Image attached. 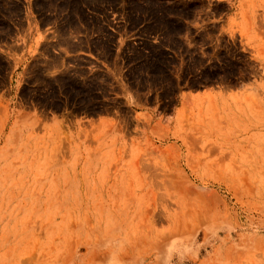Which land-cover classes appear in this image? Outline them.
<instances>
[{
	"label": "rangeland",
	"instance_id": "1",
	"mask_svg": "<svg viewBox=\"0 0 264 264\" xmlns=\"http://www.w3.org/2000/svg\"><path fill=\"white\" fill-rule=\"evenodd\" d=\"M0 264H264V0H0Z\"/></svg>",
	"mask_w": 264,
	"mask_h": 264
},
{
	"label": "crops",
	"instance_id": "2",
	"mask_svg": "<svg viewBox=\"0 0 264 264\" xmlns=\"http://www.w3.org/2000/svg\"><path fill=\"white\" fill-rule=\"evenodd\" d=\"M33 26H37L38 27V22L36 20H34V22L32 21ZM38 32H40L41 35H46L44 31H42L41 27L40 29L36 30V32L34 33V36L37 37Z\"/></svg>",
	"mask_w": 264,
	"mask_h": 264
},
{
	"label": "bare ground",
	"instance_id": "3",
	"mask_svg": "<svg viewBox=\"0 0 264 264\" xmlns=\"http://www.w3.org/2000/svg\"><path fill=\"white\" fill-rule=\"evenodd\" d=\"M231 247V246H230Z\"/></svg>",
	"mask_w": 264,
	"mask_h": 264
}]
</instances>
